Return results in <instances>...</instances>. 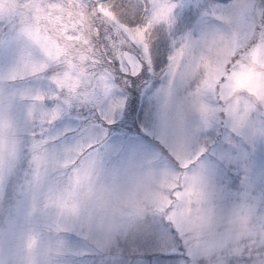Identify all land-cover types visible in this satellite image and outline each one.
<instances>
[{
  "label": "snow or ice",
  "instance_id": "1",
  "mask_svg": "<svg viewBox=\"0 0 264 264\" xmlns=\"http://www.w3.org/2000/svg\"><path fill=\"white\" fill-rule=\"evenodd\" d=\"M0 264H264V0H0Z\"/></svg>",
  "mask_w": 264,
  "mask_h": 264
}]
</instances>
